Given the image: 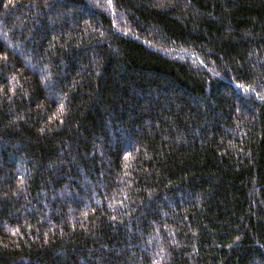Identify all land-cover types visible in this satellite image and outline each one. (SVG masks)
Listing matches in <instances>:
<instances>
[{
    "label": "trees",
    "instance_id": "trees-1",
    "mask_svg": "<svg viewBox=\"0 0 264 264\" xmlns=\"http://www.w3.org/2000/svg\"><path fill=\"white\" fill-rule=\"evenodd\" d=\"M0 264H264V0H0Z\"/></svg>",
    "mask_w": 264,
    "mask_h": 264
}]
</instances>
